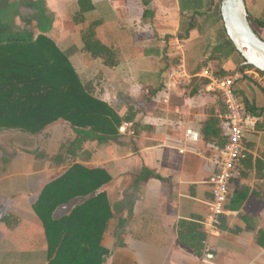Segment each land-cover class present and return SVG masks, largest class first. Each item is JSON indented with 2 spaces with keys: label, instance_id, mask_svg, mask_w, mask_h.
<instances>
[{
  "label": "crops",
  "instance_id": "crops-1",
  "mask_svg": "<svg viewBox=\"0 0 264 264\" xmlns=\"http://www.w3.org/2000/svg\"><path fill=\"white\" fill-rule=\"evenodd\" d=\"M38 1L51 18L44 34L67 55L81 83L120 116L133 112L134 117L122 122L129 124L125 133L95 141L97 147H86L88 139L75 157L62 160L57 159L61 146L76 137L68 122L58 120L51 131L48 127L38 134L0 129V264H48L44 223L33 205L43 188L73 164L103 169L111 177L96 192L106 195L112 212L100 241L106 250L104 264H194L202 248L197 254L179 240L180 221L198 225L205 233L203 242L214 246L218 264H264V89L249 79L235 85L244 109L256 118L244 135L243 169L231 181L218 234L206 235L201 225L211 199L209 144L225 143V107L198 76L208 67L197 65L192 72L187 58L201 53L217 75L243 63L237 53L212 58L217 43L206 44L201 33V17L224 27L220 0H202V15L181 11L180 0ZM245 3L251 17L264 22V0ZM32 14L28 8L21 12ZM14 23L17 30L25 26L19 17ZM90 30L111 49L113 64L85 50L84 36ZM180 62L191 78L167 93L162 81ZM213 121L218 136L205 137V126ZM186 129L199 133L198 142L185 139ZM8 135H21L31 144L4 143ZM84 200L76 197L58 206L52 217L68 215Z\"/></svg>",
  "mask_w": 264,
  "mask_h": 264
},
{
  "label": "trees",
  "instance_id": "trees-1",
  "mask_svg": "<svg viewBox=\"0 0 264 264\" xmlns=\"http://www.w3.org/2000/svg\"><path fill=\"white\" fill-rule=\"evenodd\" d=\"M18 3L28 5L33 14L21 15ZM88 8L82 6V10ZM203 8L202 0H180L181 11L202 15ZM218 10L220 14V5ZM16 17L25 23L21 30L16 29ZM250 23L252 27H264V22L257 19L252 18ZM50 26L51 18L38 0L0 3V129L38 134L58 120L66 121L76 137L61 146L57 159L62 160L63 156L75 157L88 139L103 142L116 137L119 126L123 121H132L134 113L120 116L81 83L67 55L44 34ZM192 28L190 23L188 32ZM218 38L212 58H227L237 53L224 27ZM84 43L90 56L102 57L106 63L113 64L111 49L94 38L93 30L84 36ZM214 123L205 126V137L218 136ZM110 180L103 169L73 164L43 188L33 208L44 223L48 264H104L106 250L100 241L112 212L106 195L96 192ZM76 197L85 200L68 215L52 217L58 206ZM178 236L184 245L197 254L200 252L205 233L198 225L180 221Z\"/></svg>",
  "mask_w": 264,
  "mask_h": 264
},
{
  "label": "built area",
  "instance_id": "built-area-1",
  "mask_svg": "<svg viewBox=\"0 0 264 264\" xmlns=\"http://www.w3.org/2000/svg\"><path fill=\"white\" fill-rule=\"evenodd\" d=\"M180 48H182L181 45L178 46V49ZM198 76L208 81L207 89L217 93L225 107L221 122L225 143L223 146L209 144L211 155L208 163L211 172L207 183L211 189V199L207 204V212L201 225L206 235L211 236L217 235L219 232L221 216L225 212V205L231 192V181L239 177L243 169L245 132L252 129L256 123V118L244 109L236 96L235 85L239 80L249 79L253 84L264 89V74L254 67L245 66L242 70L237 68L224 75H217L209 68H205ZM190 78L185 72L184 65L180 62L168 72L162 84L166 92L169 93L173 88ZM128 126V123H123L119 126L118 131L125 133ZM185 139L196 143L199 133L193 129H186ZM178 151L182 153L183 149ZM194 264H218L214 246L204 241L200 255Z\"/></svg>",
  "mask_w": 264,
  "mask_h": 264
},
{
  "label": "water",
  "instance_id": "water-1",
  "mask_svg": "<svg viewBox=\"0 0 264 264\" xmlns=\"http://www.w3.org/2000/svg\"><path fill=\"white\" fill-rule=\"evenodd\" d=\"M220 16L225 33L243 63L264 74V40L253 29L245 0H220Z\"/></svg>",
  "mask_w": 264,
  "mask_h": 264
},
{
  "label": "rangeland",
  "instance_id": "rangeland-1",
  "mask_svg": "<svg viewBox=\"0 0 264 264\" xmlns=\"http://www.w3.org/2000/svg\"><path fill=\"white\" fill-rule=\"evenodd\" d=\"M217 3H218V0H217ZM25 8L26 9L28 8V9L31 10V8L28 5H26V4L20 5L18 7V10H19L20 13L21 12L25 13L26 12ZM206 15L209 16V14H206ZM200 20H201V23H202L201 24V33L205 37L206 44L207 43H217L218 40H219V38H218L219 33L222 31V26L220 24L212 25L211 21H209L210 18H207V17H201ZM253 28L256 30L257 34L264 40V30L261 27L257 26V25H253ZM204 50H205L206 53H209V51H210V50H207V47L204 48ZM205 52L203 54H205ZM200 54L201 53H199L198 55H195V54H193V55L190 54L189 55V57L187 58L188 68L193 72V71H196L198 69V66L202 65L203 67H208L212 72L216 73V71H218V70H216L217 68L214 67V66H209V64H207L206 58L201 59ZM234 56H235V58L237 60L239 59V61H240V59H242L241 56L238 55V54H234ZM61 124L65 125L64 128L63 127L62 128L65 129L69 133V136L73 137L74 135H73L72 131L70 130L71 128H70L69 124L64 123L63 121L61 122ZM54 125L55 124L48 126V127H50L48 130L51 131L54 127H56V125L55 126ZM110 139H112V138H110ZM7 142L8 143H16V144H24V143L29 144V145L31 144V141H27L21 135H15V136L14 135L13 136L12 135H8V136H5L4 137V143H7ZM97 146H98V144L95 141L89 140L88 145L86 147H97ZM57 174H58V172H56V175Z\"/></svg>",
  "mask_w": 264,
  "mask_h": 264
}]
</instances>
